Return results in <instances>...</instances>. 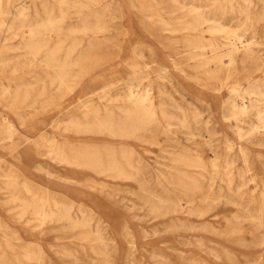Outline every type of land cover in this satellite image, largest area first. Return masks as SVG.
Masks as SVG:
<instances>
[{
    "label": "rangeland",
    "instance_id": "obj_1",
    "mask_svg": "<svg viewBox=\"0 0 264 264\" xmlns=\"http://www.w3.org/2000/svg\"><path fill=\"white\" fill-rule=\"evenodd\" d=\"M0 1V85L20 87L18 97L15 92L4 94L0 90V264H264V0H221V5L208 0H196L197 5L194 0H101L94 5L93 0H68L64 12L61 0ZM143 1L157 5L143 9ZM82 5H92L98 12L108 6L104 20L110 29L97 38L83 35V42L78 44L70 30L83 22ZM45 9L53 10L57 26L61 21L62 29L49 34L42 29ZM20 11H24L21 16L27 27L38 23V30L50 40L40 49L39 60L25 47L22 36H26L27 27H20ZM218 28L221 30L216 31ZM97 39L98 46L90 48ZM210 41H216L219 47L197 55L199 50L194 46ZM136 43L147 45L135 61L137 69L142 70L140 78L128 76L126 71ZM71 49V61L91 57L97 65L86 74H80L77 67L70 69L76 82L63 98L67 108L64 112L49 111L45 104L59 97L61 89L40 59L48 52L63 57ZM162 65L170 71L163 73ZM103 68L112 70L105 79L95 82L93 77ZM86 90L90 93L84 96ZM80 100L88 101L91 111L81 106ZM136 100H146L154 119L141 127L144 130L136 131L132 142L107 132H83L85 127L96 129L99 116L109 114L113 124L121 123L127 113L135 112ZM183 124L190 125V130ZM87 152L97 153L99 167L76 157L77 153ZM95 234H100L99 238Z\"/></svg>",
    "mask_w": 264,
    "mask_h": 264
},
{
    "label": "bare ground",
    "instance_id": "obj_2",
    "mask_svg": "<svg viewBox=\"0 0 264 264\" xmlns=\"http://www.w3.org/2000/svg\"><path fill=\"white\" fill-rule=\"evenodd\" d=\"M101 0H93V2H92V4L93 3H99ZM178 1V0H177ZM195 1L196 0H194V3H195ZM197 1H199V0H197ZM201 1V0H200ZM199 1V2H200ZM207 1V0H206ZM209 1V3L210 4H217V3H219L221 0H208ZM225 1V0H224ZM230 2L232 1V0H229ZM240 1H242V2H245V1H243V0H240ZM8 2V1H7ZM198 2V3H199ZM204 2V1H203ZM230 2H229V4H230ZM241 2V3H242ZM248 2V1H247ZM246 2V3H247ZM261 2V1H260ZM173 3V2H172ZM8 4V3H7ZM67 4H68V0H61L60 1V9H61V11H63L62 10V8H65V7H67ZM169 4V3H168ZM176 4V3H175ZM196 4V3H195ZM200 4V3H199ZM204 4H205V2H204ZM203 4V5H204ZM227 4V3H226ZM232 4V3H231ZM245 4V3H244ZM248 4V3H247ZM247 4H245V7L247 6L248 7V5ZM254 4V3H253ZM252 4V5H253ZM94 5V4H93ZM157 4H154V3H152L151 1H150V3H148V2H144L143 1V3H142V8L143 9H150V8H155V6H156ZM159 5V4H158ZM178 5V4H177ZM176 5V6H177ZM197 5V4H196ZM195 5V6H196ZM219 5H221V3H219ZM237 5H238V2H237ZM251 5V4H250ZM175 6V5H174ZM175 6V7H176ZM211 6V5H210ZM225 6H227V5H225ZM0 7H1V1H0ZM8 7V6H7ZM108 7V6H107ZM105 8L103 11H101V12H98V11H94L93 10V7H92V5H82L81 6V9H82V13H83V22H82V24H81V26H79V27H76L74 30H70V34L71 35H73L74 37H75V42L76 43H78V44H81L82 42H83V35L84 36H86V35H90V36H92V37H90V38H94V37H98V35L99 34H101V33H107L108 31H109V29H110V27H108L107 26V24L105 23V18H106V16H107V10H108V8ZM239 7H241L240 5H239ZM244 7V6H243ZM257 7V6H256ZM180 8V7H179ZM230 9L232 8V5H231V7H229ZM238 8V7H237ZM249 8V7H248ZM4 9H5V7H4ZM23 10L25 9V7H24V5H23V8H22ZM36 9V8H35ZM66 9V8H65ZM159 9V8H158ZM195 9V8H194ZM197 9V8H196ZM205 9V8H204ZM207 9V8H206ZM210 9V8H209ZM225 9V8H224ZM241 9V8H240ZM247 9V8H246ZM264 9V8H263ZM7 10V9H6ZM37 10V9H36ZM181 10V9H180ZM182 10H183V8H182ZM199 10H200V8H199ZM198 10V11H199ZM244 10H245V8H244ZM67 11V10H66ZM197 11V10H196ZM195 11V12H196ZM210 11V10H209ZM217 11V10H216ZM222 11H223V9H222ZM246 11V10H245ZM244 11V12H245ZM250 11V10H249ZM22 12H24V11H22ZM22 12L20 11L19 13H18V19L20 20V22H21V25H20V27L22 28L23 26H26V20L23 18V16H21V15H23L22 14ZM52 12H53V10H52ZM52 12L51 11H48V10H46L45 9V11H44V13H45V18H44V21L41 23V26H42V29L44 28V30H46L47 31V33L49 34V33H51V32H53L54 30H56V29H62V26L60 25L61 24V19L59 20V18H58V20L60 21V26L58 25L57 26V21H56V19L54 18V16L52 15ZM64 12V11H63ZM62 12V13H63ZM150 12V11H149ZM177 12V11H176ZM180 12V11H179ZM178 12V13H179ZM224 12V11H223ZM241 13H242V11H240ZM263 12V11H262ZM122 13H123V7H122ZM157 13V15H158V17L157 18H159L160 16H159V13L158 12H156ZM216 13V12H215ZM233 13V12H232ZM235 13V12H234ZM238 13H239V10H238ZM237 13V14H238ZM4 14H7V12L6 13H4ZM13 14V13H12ZM41 14V12L40 11H38L37 12V15H40ZM153 14H155V12L153 13ZM170 14H171V11H170ZM175 14V13H174ZM197 14V13H196ZM210 14V13H209ZM212 14H214V11H213V13ZM220 14V13H219ZM223 14V13H222ZM231 14V13H230ZM247 14V13H246ZM245 14V15H246ZM1 15V14H0ZM3 15V14H2ZM9 15V14H8ZM11 15V14H10ZM156 14H155V16H157ZM241 15V14H240ZM242 15H244V14H242ZM264 15V14H263ZM15 16V15H14ZM13 16V17H14ZM62 16V15H61ZM60 16V17H61ZM154 16V15H153ZM184 16V15H183ZM203 16V15H202ZM209 16V15H208ZM217 16V15H216ZM215 16V17H216ZM221 16V15H220ZM219 16V17H220ZM231 16V15H230ZM230 16H229V18H230ZM260 16V15H259ZM31 17V16H30ZM63 17V16H62ZM150 17H152V16H150ZM170 17V16H169ZM178 17H180V16H178ZM215 17H213V18H215ZM226 17V16H225ZM239 17V16H238ZM241 17V16H240ZM250 17V16H249ZM262 17L263 16H261V19H262ZM185 18V17H184ZM194 18V17H193ZM222 18V17H221ZM17 19V20H18ZM112 19V18H111ZM154 19V18H153ZM182 19V18H181ZM180 19V20H181ZM196 19H197V16H196ZM204 19V18H203ZM236 19V18H235ZM3 20V19H2ZM150 20H152V19H150ZM159 20V19H158ZM186 20V19H185ZM193 20H195V18L193 19ZM192 20V21H193ZM206 20V19H205ZM213 20V19H212ZM217 20V19H216ZM223 20V19H222ZM237 20H239V19H237ZM161 21V20H160ZM175 21H176V19H175ZM12 22V21H11ZM36 22H38L37 20H36ZM108 22V21H107ZM110 22V21H109ZM167 22V21H166ZM179 22V21H178ZM194 22V21H193ZM213 22H214V20H213ZM216 22V21H215ZM220 22V21H219ZM151 23V22H150ZM168 23V22H167ZM206 23V22H205ZM210 23V22H209ZM154 24V23H153ZM157 24V23H156ZM223 24V23H222ZM13 25H15V24H13ZM13 25H12V27H13ZM28 25V24H27ZM170 25V24H169ZM206 25V24H205ZM221 25V24H220ZM7 26V25H6ZM5 26V27H6ZM171 26V25H170ZM169 26V27H170ZM183 26H185V24L183 25ZM222 26V25H221ZM10 27V26H9ZM27 27V26H26ZM168 27V26H167ZM181 27V26H180ZM187 27V26H186ZM227 27V26H226ZM8 28V27H7ZM166 28V27H165ZM198 28V27H197ZM217 28V27H216ZM225 28V27H224ZM11 29V28H10ZM13 29H14V27H13ZM26 30H25V34H26V36L24 35V36H22V38L25 40L24 41V43H25V47H27L28 48V50H29V55H32L34 58H36V59H38L39 60V52H40V49H43L42 47L43 46H48L49 45V42H50V40L48 39V38H46L45 36H46V34H43L40 30H38L39 28H38V23L37 24H34V23H32V24H30V25H28V27L27 28H25ZM73 29V28H72ZM177 29V28H176ZM181 29H182V27H181ZM188 29V28H187ZM214 29V28H213ZM12 30V29H11ZM18 30V29H17ZM166 30H168V29H166ZM184 30H186V29H184ZM221 29L220 28H218L216 31H220ZM190 31H191V29H190ZM208 31H210V29L208 30ZM60 32V31H59ZM158 32H160V29H159V31ZM163 32V31H162ZM183 32V31H182ZM188 32V31H187ZM66 33V32H65ZM65 33H63V34H65ZM216 33H218V32H216ZM235 33V32H234ZM173 35V34H172ZM235 35V34H234ZM64 36V35H63ZM186 36H187V34H186ZM236 36H237V34H236ZM239 37V36H238ZM255 37V36H254ZM164 39V38H163ZM173 39V38H172ZM170 40V39H169ZM254 40H255V38H254ZM257 40V39H256ZM7 42V41H6ZM162 42H165V41H162ZM167 43V42H166ZM165 43V44H166ZM21 44V43H20ZM98 44H99V41H98V39L97 40H93L91 43H90V48H95V47H97L98 46ZM170 44V43H169ZM76 45V44H75ZM173 45V44H172ZM188 45H190V44H188ZM11 46V45H10ZM74 46V45H73ZM147 45L145 44V43H136V44H133L132 45V50H131V55H130V59H132V63H128L127 65H126V71H127V75L128 76H135L136 78H140V76H142L141 75V72H142V70H140V69H137V68H139V64L137 63V62H135L136 61V59H137V56H139V55H142V53H143V49H144V47H146ZM167 46V45H166ZM168 46H170V45H168ZM216 46H218V43L216 42V41H210V42H207V43H202L200 46H198V47H196V46H194L195 48H197L199 51H198V53H197V55H202V54H204V53H206V51H207V49H209V48H213V47H216ZM15 47V46H14ZM13 47V48H14ZM55 47V46H54ZM56 47H57V45H56ZM55 47V48H56ZM149 47V46H148ZM171 47V46H170ZM189 47V46H188ZM219 47V46H218ZM23 48V47H22ZM22 48H20V49H22ZM54 48V49H55ZM150 48H152V47H150ZM244 48H246V47H244ZM16 49V48H15ZM15 49H13V51L15 50ZM25 50H26V48H24ZM57 49V48H56ZM153 49V48H152ZM171 49V48H170ZM191 49V48H190ZM18 50V49H17ZM253 50V49H252ZM263 50V49H262ZM48 51H49V49H48ZM50 51H53V50H51L50 49ZM54 51H57V50H54ZM71 52H72V49L71 50H69V52L68 53H66L65 55H63V57H57L56 56V53L55 52H48V53H46V55L44 56V58H41L40 60H41V62H43L44 64H45V66L47 67V70L49 71L48 73L49 74H51V80L52 81H57L58 83H59V85H60V94H59V97H57L56 99L54 98L53 100H49V102H47L45 105V107H47L48 109H49V111H52V110H54V109H56V110H58L59 112H64V110L67 108L66 107V104H63L64 103V101H63V98L66 96V94H68V93H70L74 88H75V82H76V77L74 76V77H72V76H70V73H69V70L70 69H72V68H74V67H77L78 69H79V72H80V74H86V73H88L89 71H91L92 69H93V67L94 66H96L97 65V62H93L92 61V59H91V57L90 58H87V57H82V58H80V59H78L77 61H71L70 59H69V57H70V55H71ZM213 53V52H212ZM230 53V52H229ZM29 55H27V56H29ZM257 55V54H256ZM21 56H22V53H21ZM129 56V55H128ZM213 56V55H212ZM215 56V55H214ZM254 56V55H253ZM252 56V57H253ZM258 56V55H257ZM24 57V56H23ZM26 57V56H25ZM30 57V56H29ZM196 57H198V56H196ZM219 57V56H218ZM235 57V56H234ZM256 57V56H255ZM263 57V56H262ZM9 58V57H8ZM16 58H20L19 56H16ZM193 58H195V57H193ZM199 58H201V57H199ZM215 58V57H214ZM236 58V57H235ZM25 59H27V58H25ZM192 59V58H191ZM196 59V58H195ZM210 59H213L212 57L210 58ZM263 59V58H262ZM261 59V60H262ZM3 60V59H2ZM22 60V59H21ZM24 60V59H23ZM174 60V59H173ZM177 60V59H176ZM4 61V60H3ZM25 61V60H24ZM31 61V60H30ZM36 61V60H35ZM204 61V60H203ZM208 61V60H207ZM218 61V60H217ZM227 61H228V59H227ZM5 62H6V58H5ZM5 62L3 63L2 62V65L3 64H5ZM17 62V61H16ZM33 62V61H32ZM39 62V61H38ZM204 62H206V61H204ZM212 62V61H211ZM231 62V61H230ZM21 63H22V61H21ZM37 63V62H36ZM35 62H34V64H36ZM202 63V62H201ZM219 63V62H218ZM229 63V62H228ZM1 64V63H0ZM11 64H12V61H11ZM15 64V62L13 63V65ZM183 64V63H182ZM207 64H209V63H207ZM231 64V63H230ZM253 64V63H252ZM9 65V64H8ZM16 65V64H15ZM37 65H38V63H37ZM37 65H36V67H37ZM219 65H220V63H219ZM218 65V66H219ZM221 65H223V64H221ZM226 65V64H225ZM23 66V65H22ZM21 66V67H22ZM176 66V65H175ZM199 66H201V65H199ZM215 66H217V65H215ZM227 66V65H226ZM232 66H234V63H233V65ZM2 67V66H1ZM13 67H15V66H13ZM20 66H19V68H21ZM196 67V66H195ZM202 67V66H201ZM221 67V66H220ZM16 68V67H15ZM203 68V67H202ZM249 68V67H248ZM3 69H5V68H3ZM16 69H18V66H17V68ZM22 69V68H21ZM198 69V68H197ZM225 69V68H224ZM236 69V68H235ZM2 69H0V71H1ZM12 70H13V68H12ZM15 70V69H14ZM13 70V71H14ZM25 70V69H24ZM23 70V71H24ZM110 70H112V69H106V68H103L102 70H101V72L100 73H97V74H95V76L93 77V80L95 81V82H99V81H101V80H103V79H105L106 78V74H107V72H109ZM5 71V70H4ZM16 71V70H15ZM23 71L21 70V72L23 73ZM161 71L163 72V73H166V72H169L170 70H169V68L166 66V65H162L161 66ZM179 71V70H178ZM238 71V70H237ZM3 72V71H2ZM246 72V71H245ZM181 73V72H180ZM228 73H230V72H228ZM185 74V73H184ZM36 75V74H35ZM221 75V74H220ZM182 76V75H181ZM33 77V76H32ZM143 77V76H142ZM149 77V76H148ZM197 77V76H196ZM147 78V77H146ZM188 78V77H187ZM248 78V77H247ZM249 79H251V78H249ZM32 79L30 78V81H31ZM34 80V79H33ZM136 80V79H135ZM141 80V79H140ZM145 80V79H144ZM226 80H228V79H226ZM235 80V79H234ZM39 81V80H38ZM143 81V80H142ZM199 81V80H198ZM247 81H248V79H247ZM44 82H45V80H44ZM51 82V81H50ZM141 82V81H140ZM139 82V83H140ZM23 83V82H22ZM39 83H42V82H39ZM38 83V84H39ZM54 83V82H53ZM151 83H153V82H151ZM232 83V82H231ZM235 83V82H234ZM19 84V83H18ZM52 84V83H51ZM150 84V83H149ZM199 84V83H198ZM197 84V85H198ZM14 85V84H13ZM13 85H11V84H8V83H3V84H1L0 86H1V91L4 93V94H7V93H12V92H15V95H17V97H18V93H19V91H20V87H19V89H16V88H14L13 87ZM15 85H17V84H15ZM148 85V84H147ZM239 85V84H238ZM20 86H22V84L20 85ZM32 86H33V84H32ZM38 86V85H37ZM40 86H42V84L40 85ZM52 86V85H51ZM130 86V85H129ZM142 86V85H141ZM140 86V87H141ZM153 86V85H152ZM204 86V85H203ZM220 86H221V84H220ZM107 87V86H106ZM136 87H137V85H136ZM132 88V87H131ZM130 88V89H131ZM135 88V87H134ZM138 88V87H137ZM147 88V87H146ZM153 88V87H152ZM163 88V87H162ZM166 88V87H165ZM204 88V87H203ZM40 89V88H39ZM161 89V88H160ZM159 89V90H160ZM222 89V88H221ZM27 90H28V88H27ZM135 90V89H134ZM136 90H138V89H136ZM143 90V89H142ZM141 90V91H142ZM147 90V89H146ZM168 90V89H167ZM0 91V92H1ZM40 91V90H39ZM125 91V90H124ZM165 91H166V89H165ZM164 91V92H165ZM176 91V90H175ZM260 91V90H259ZM46 92V91H45ZM107 92V91H106ZM148 92H149V89H148ZM154 92V91H153ZM158 92V91H157ZM166 92H168V91H166ZM179 92V91H178ZM211 92V91H210ZM251 92V91H250ZM47 93V92H46ZM85 93V95L84 96H86V95H89V91H85L84 92ZM122 93V92H121ZM141 93V92H140ZM145 93V92H144ZM171 93V92H170ZM170 93H169V96H170ZM202 93V92H201ZM110 94V93H109ZM124 94V93H123ZM132 94H133V92H132ZM137 94V93H136ZM143 94V93H142ZM146 94V93H145ZM152 94V93H151ZM155 94V93H154ZM206 94V93H205ZM208 94V93H207ZM249 94V93H248ZM106 94L104 93V95L103 96H105ZM108 95V94H107ZM135 95V94H134ZM147 95V94H146ZM157 95H159V94H157ZM263 95V94H262ZM5 96V95H4ZM41 96V95H40ZM44 96V95H43ZM109 96V95H108ZM111 96V95H110ZM129 96V95H128ZM140 96V95H139ZM209 96V95H208ZM251 96V95H250ZM48 97H49V94H48ZM52 97V96H51ZM117 97V96H116ZM121 97V96H120ZM131 97V96H130ZM138 97V96H137ZM153 97V96H152ZM160 97V96H159ZM8 98H10V97H8ZM88 98V97H87ZM92 98V97H91ZM111 98V97H110ZM140 98V97H139ZM145 98H147V96L145 97ZM161 98V97H160ZM185 97L183 96V99H184ZM251 98V97H250ZM100 99H104V98H100ZM109 99V98H108ZM115 99V98H114ZM151 99V98H150ZM152 99H154V98H152ZM170 99H172V98H170ZM169 99V100H170ZM216 99V98H215ZM240 99H241V97H240ZM245 99V98H244ZM14 100V99H13ZM17 100V99H16ZM43 100H45V99H43ZM118 100V99H117ZM121 100V99H120ZM162 100V99H161ZM173 100V99H172ZM113 101V100H112ZM122 101H123V98H122ZM130 101H131V99H130ZM145 101L146 100H136L135 101V103H136V109H135V112L134 113H130V114H128L127 113V116L125 117V119H124V121L122 120V122L121 123H118V124H113V121H112V119L110 118V117H108V115L107 116H104V117H100L99 116V118H98V127L96 128V129H94V128H91V127H85L84 129H83V132L84 133H93V134H101V133H105V132H107L108 134H110L111 136H114L115 138H120L122 141H125V142H132V140H133V137L135 136V133H136V131L138 130V129H140L141 127H143V126H145V125H147L150 121H151V119L153 118V116H152V114L149 112V108L147 107V104L145 103ZM148 101H149V99H148ZM151 101V100H150ZM165 100H163V102H164ZM174 101V100H173ZM250 101V100H249ZM255 101H257V100H255ZM11 102V101H10ZM82 105L81 106H87L86 108L88 109V110H90L91 111V106L89 107V105L90 104H88L87 105V102L88 101H83V100H80L79 101ZM114 102H116V100L114 101ZM134 102V101H133ZM132 102V103H133ZM151 102H153V100L151 101ZM150 102V103H151ZM170 102V101H169ZM79 103V104H80ZM109 103V102H108ZM107 103V104H108ZM123 103V102H122ZM121 103V104H122ZM164 103H166V102H164ZM244 103V102H243ZM9 105H10V103H8ZM34 104V103H33ZM36 104V103H35ZM96 104V103H95ZM247 104V103H246ZM246 104H244V105H246ZM111 105V104H110ZM110 105H108V106H110ZM129 105H131V104H129ZM133 105H134V103H133ZM154 105V104H153ZM165 105H168L169 106V104H165ZM183 105V104H182ZM33 106V105H32ZM99 106V105H98ZM105 106H107V105H105ZM107 106V107H108ZM151 106H152V103H151ZM162 106H163V104H162ZM162 106H160V107H162ZM168 106H167V108H168ZM176 106V105H175ZM181 106V105H180ZM179 106V104L177 105V107H180ZM84 107H82V108H84ZM104 107V106H103ZM122 107V106H121ZM165 107V106H164ZM247 107H248V105H247ZM8 108V107H7ZM166 108V109H167ZM244 108H246L245 106H244ZM251 108V107H250ZM253 108V107H252ZM257 108V107H256ZM255 108V109H256ZM259 108V107H258ZM257 108V109H258ZM40 109V108H39ZM46 109V108H45ZM151 109V108H150ZM160 109V108H159ZM163 109V108H162ZM169 109V108H168ZM179 109V108H178ZM242 109V108H241ZM14 110V109H13ZM94 110V109H93ZM103 110V109H102ZM111 110V109H110ZM117 110V109H116ZM128 110V109H127ZM177 110V109H176ZM181 110V109H180ZM227 110V109H226ZM239 110H240V108H239ZM244 110V109H243ZM40 111H41V109H40ZM46 111V110H45ZM196 111H197V109H196ZM212 111V110H211ZM228 111V110H227ZM253 111V110H252ZM260 111V110H259ZM110 112V111H109ZM119 112H120V110H119ZM162 112V111H161ZM160 112V113H161ZM165 112V111H164ZM176 112V111H175ZM180 112V111H179ZM198 112V111H197ZM201 112V111H200ZM243 112V111H242ZM241 112V113H242ZM261 113H262V111H260ZM41 113V112H40ZM39 113V114H40ZM88 113H89V111H88ZM92 113V112H91ZM94 113V112H93ZM98 113V112H97ZM112 113V112H111ZM114 113H115V111H114ZM124 113V112H123ZM154 113H156V112H154ZM174 113V112H173ZM253 112H251V114H252ZM162 114V113H161ZM167 114V113H166ZM183 114V113H182ZM203 114V113H202ZM221 114V113H220ZM235 114V113H234ZM240 114V113H239ZM248 114V113H247ZM258 114V113H257ZM263 114V113H262ZM105 115V114H104ZM118 115V114H117ZM170 115V114H169ZM175 115V114H174ZM199 115H201V114H199ZM241 115V114H240ZM239 115V116H240ZM72 116V115H71ZM95 116V115H94ZM98 116V115H97ZM96 116V117H97ZM110 116V115H109ZM119 116V115H118ZM167 116V115H166ZM170 116H173V115H170ZM184 116H185V114H184ZM191 116V115H190ZM196 116V115H195ZM194 116V117H195ZM247 116V115H246ZM258 116H260V114L258 115ZM257 116V117H258ZM262 116V115H261ZM178 117V116H177ZM186 117V116H185ZM184 117V118H185ZM197 117V116H196ZM202 117V116H201ZM200 117V118H201ZM237 117V116H236ZM169 118H171V117H169ZM173 118H175V117H173ZM172 118V119H173ZM255 118V117H254ZM75 119V118H74ZM94 119V118H93ZM154 119V118H153ZM176 119V118H175ZM178 119V118H177ZM180 119V118H179ZM230 119V118H229ZM232 119V118H231ZM70 120V119H69ZM77 120V119H76ZM80 120V119H79ZM187 120V119H186ZM210 120V119H209ZM224 120V119H223ZM262 120V119H261ZM94 121H95V119H94ZM153 121V120H152ZM151 121V122H152ZM176 121V120H175ZM184 121V120H183ZM195 121H197V120H195ZM194 121V122H195ZM5 122V121H4ZM11 122V121H10ZM56 122V121H55ZM116 122V121H115ZM118 122V121H117ZM173 122V121H172ZM178 122H180V121H178ZM185 122V121H184ZM198 122V121H197ZM236 122V121H235ZM31 123V122H30ZM29 123V124H30ZM57 124L59 123V122H56ZM69 123H70V121H69ZM72 123V122H71ZM174 123H176V122H174ZM181 123H183L182 121H181ZM188 123V122H187ZM247 123V122H246ZM246 123H244L245 125H248V124H246ZM250 123H251V121H250ZM250 123H249V125H250ZM5 124V123H4ZM11 124H12V122H11ZM14 124V123H13ZM190 124V123H189ZM198 124V123H197ZM196 124V125H197ZM200 124H201V122H200ZM7 125H9V122H7ZM64 125H66V124H64ZM92 126H93V122H92V124H91ZM149 125V124H148ZM180 125V124H179ZM184 125V124H183ZM191 125V124H190ZM189 125V126H190ZM13 126H15V125H13ZM72 126H73V124H72ZM90 126V125H89ZM178 126V125H177ZM176 125H175V127H177ZM184 126H186V127H189V126H187V124L186 125H184ZM183 126V127H184ZM206 126H209V125H207L206 124ZM8 127V126H7ZM30 127V126H29ZM82 127V126H81ZM185 127V128H186ZM251 127V126H250ZM13 128V127H12ZM31 128V127H30ZM80 128V127H79ZM169 128V127H168ZM170 128H172V127H170ZM190 128L191 127H189V129L188 130H190ZM200 128H202V127H200ZM209 128V127H208ZM141 129H145V127L144 128H141ZM140 129V130H141ZM180 129V128H179ZM184 129V128H183ZM187 129V128H186ZM186 129H184V130H186ZM255 129H256V127H255ZM13 130H14V128H13ZM16 130V129H15ZM15 130H14V132H15ZM65 130V129H64ZM66 130H67V128H66ZM139 130V131H140ZM247 130V129H246ZM256 130H258V128L256 129ZM255 130V131H256ZM7 131V130H6ZM8 131H10V130H8ZM17 131V130H16ZM139 131H137V133L139 132ZM192 131V130H191ZM190 131V132H191ZM194 131H197V130H194ZM262 131V130H261ZM189 132V131H188ZM242 132H244V131H242ZM11 133V132H10ZM16 133V132H15ZM142 133V132H141ZM193 133V132H192ZM253 133V132H252ZM260 133V132H259ZM259 133L257 134V135H259ZM262 133V132H261ZM12 134H14V133H12ZM102 134V135H103ZM254 134H256V132L255 133H253V135ZM47 135V134H46ZM105 135V134H104ZM194 135V134H193ZM244 135V134H243ZM110 136V137H111ZM188 136V135H187ZM198 136V135H197ZM250 136V135H249ZM260 136V135H259ZM32 137V136H31ZM42 137V136H41ZM46 137V136H45ZM191 137V136H190ZM194 137V136H193ZM196 137V136H195ZM48 138H49V136H48ZM55 138V137H54ZM53 138V139H54ZM111 138H113V137H111ZM51 139V138H50ZM57 139V138H56ZM104 139V138H103ZM229 139V138H228ZM29 140H31V139H29ZM34 140V139H33ZM93 140V139H92ZM96 140V139H95ZM94 140V141H95ZM230 140V139H229ZM43 141V140H42ZM56 140L54 139V142H55ZM117 141V140H116ZM138 141V140H137ZM140 141V140H139ZM152 141H154V140H152ZM240 141V140H239ZM242 141H244L243 139H242ZM247 141V140H246ZM249 141H251L250 139H249ZM259 141V140H258ZM157 142V141H156ZM226 142H230V141H226ZM232 142V141H231ZM33 143H34V141H33ZM52 143H53V141H52ZM57 143V142H56ZM146 144H148V143H146ZM257 144H259V143H257ZM262 144H264V142L262 143ZM51 145V144H50ZM58 145V144H57ZM102 145V144H101ZM253 145V144H252ZM39 146V145H38ZM44 146V145H43ZM60 146V145H59ZM63 146V145H62ZM85 146V145H84ZM141 146V145H140ZM256 146V145H255ZM51 148H52V146H50ZM54 147V146H53ZM96 147V146H95ZM184 147V146H183ZM91 148V147H90ZM105 148V147H104ZM179 147H177V149H178ZM187 147H185V148H183V149H186ZM227 148V147H226ZM235 148V147H234ZM244 148V147H243ZM59 149V148H58ZM58 149H56V150H58ZM191 149V148H190ZM190 149H189V151H190ZM193 149V148H192ZM210 149V148H209ZM208 149V150H209ZM214 149V148H213ZM245 149V148H244ZM243 149V150H244ZM246 149H247V153H248V148L246 147ZM52 150V149H51ZM96 150V149H95ZM99 150V149H98ZM107 150V149H106ZM175 150V149H174ZM211 150V149H210ZM242 150V151H243ZM48 151V150H47ZM53 151V150H52ZM59 151V150H58ZM60 151H62V150H60ZM94 151V150H93ZM178 151V150H177ZM185 151V150H184ZM188 151V150H187ZM202 151V150H201ZM46 152V151H45ZM56 152V151H55ZM138 152V151H137ZM168 152V151H167ZM186 152V151H185ZM194 152H195V150H194ZM196 152H198V151H196ZM203 152V151H202ZM244 152H246V151H244ZM50 153V152H49ZM59 153V152H58ZM109 153V152H108ZM212 153H213V151H212ZM246 153V154H247ZM249 153H251V152H249ZM52 154H54V152L52 153ZM51 154V155H52ZM60 154H62V153H59V155ZM137 154V153H136ZM169 154V153H168ZM171 154V153H170ZM179 154V153H178ZM205 154H206V151H205ZM257 154V153H256ZM47 155H49V154H47ZM64 155V154H63ZM108 155H110V154H108ZM113 155V154H112ZM123 155H125V154H123ZM138 155H139V153H138ZM173 155H176V154H173ZM213 155V154H212ZM212 155H210V156H212ZM260 155H262V153L260 154ZM116 156V155H115ZM140 156H141V154H140ZM179 156V155H178ZM177 156V157H178ZM185 156H186V154H185ZM190 156V155H189ZM201 156H202V154H201ZM259 156V155H258ZM49 157V156H48ZM52 157V156H51ZM55 157V156H54ZM76 157H82L83 159H84V162L87 164V165H89V166H91V167H99L100 165H101V162H100V160H99V158H98V156H97V153H95V152H87V153H84V154H79V153H77L76 154ZM132 157H133V155H132ZM164 157V156H163ZM162 157V158H163ZM174 157H176V156H174ZM193 157V156H192ZM248 157H249V155H248ZM257 157V156H256ZM264 157V156H263ZM65 158V157H64ZM64 158H62V156H61V159L63 160ZM108 158V157H107ZM111 158H112V156H111ZM129 158V157H128ZM180 158V157H179ZM199 158V157H198ZM246 158V157H245ZM260 158V157H259ZM57 159V158H56ZM60 159V158H59ZM116 159V158H115ZM124 159V158H123ZM194 159H196V157L194 158ZM263 159V158H262ZM52 160V159H51ZM66 160V159H65ZM109 160V159H108ZM114 160V159H113ZM112 160V161H113ZM125 160V159H124ZM130 160V159H129ZM132 160V159H131ZM187 160V159H186ZM189 160V159H188ZM244 160V159H243ZM246 160V159H245ZM53 161V160H52ZM55 161V160H54ZM102 161V160H101ZM158 161H160V160H158ZM165 161V160H164ZM174 161H176V160H172V162H174ZM191 161V160H190ZM196 161V160H195ZM232 161V160H231ZM250 161V160H249ZM259 161V160H258ZM110 162V161H109ZM171 162V163H172ZM178 162H180V161H178ZM186 162V161H185ZM185 162H183V163H185ZM189 162V161H188ZM233 162V161H232ZM247 162V161H246ZM262 162H263V160H262ZM63 163V162H62ZM176 163V162H175ZM182 163V162H181ZM187 163V162H186ZM189 163H191V162H189ZM251 163V162H250ZM76 164V163H75ZM128 164V163H127ZM174 164V163H173ZM245 164V163H244ZM262 164H264V163H262ZM109 165V164H108ZM119 165V164H118ZM175 165H178V164H175ZM210 165V164H209ZM226 165V164H225ZM246 165H249V163L248 164H246ZM75 166V165H74ZM132 166V165H131ZM178 166H181V165H178ZM229 166V165H228ZM227 166V167H228ZM232 166H234L233 165V163H232ZM252 166V165H251ZM264 166V165H263ZM79 167V166H78ZM248 167V166H247ZM12 168V167H11ZM109 168H111V167H109ZM114 168V166L112 167V169ZM132 168V167H131ZM171 168V167H170ZM177 168V167H176ZM190 168V167H189ZM230 168V167H229ZM250 168V167H249ZM248 168V169H249ZM73 169H74V167H73ZM79 169V168H78ZM94 169V168H93ZM122 169V168H121ZM0 170H2V169H0ZM45 170V169H44ZM76 170H77V168H76ZM86 170V169H85ZM111 170V169H110ZM109 170V171H110ZM202 170V169H201ZM236 170H238L237 168H236ZM75 171V170H74ZM92 171V170H91ZM94 171V170H93ZM171 171H173V169L171 170ZM178 171V170H177ZM205 171V170H204ZM254 171V170H253ZM46 172H47V170H46ZM115 172H116V170H115ZM181 172V171H180ZM239 172H241V171H239ZM113 173V172H112ZM121 173H123V172H121ZM124 173H126L125 171H124ZM172 173V172H171ZM186 173V172H185ZM224 173H225V171H224ZM242 173H243V171H242ZM51 174V173H50ZM96 174V173H95ZM117 174V173H116ZM133 174H135V173H133ZM178 174V173H177ZM241 174V173H240ZM2 175V173L0 174V176ZM102 175V174H101ZM118 175V174H117ZM180 175V174H179ZM210 175V174H209ZM208 175V176H209ZM211 175H213V174H211ZM239 175V174H238ZM257 176V175H256ZM125 177H126V175H125ZM243 177V176H242ZM117 178V177H116ZM130 178H131V176H130ZM133 178V177H132ZM164 178H166V177H164ZM179 178V177H178ZM245 178V177H244ZM3 179H4V177H3ZM7 179V178H6ZM113 179V178H112ZM186 179V178H185ZM228 179V178H227ZM233 179V178H232ZM69 180V179H68ZM72 180V179H71ZM129 180V179H128ZM168 180V179H167ZM188 180V179H187ZM206 180V179H205ZM264 180V179H263ZM5 182H6V180H4ZM9 181V180H8ZM70 181V180H69ZM166 181V180H165ZM174 181V180H173ZM217 181V180H216ZM233 181V180H232ZM243 181V180H242ZM249 181V180H248ZM205 182V181H204ZM210 182V181H209ZM236 182V181H235ZM11 183V182H10ZM13 183V182H12ZM15 183V182H14ZM225 183V182H224ZM244 183V182H243ZM263 183V182H262ZM187 184V183H186ZM234 184V183H233ZM5 185V184H4ZM6 185H8V183H6ZM6 185H5V187H6ZM12 185H14V184H12ZM11 185V186H12ZM31 185V184H30ZM232 185V184H231ZM246 185V184H245ZM10 186V187H11ZM174 186V185H173ZM216 186V185H215ZM243 186V185H242ZM247 186H248V184H247ZM19 187V186H18ZM178 187V186H177ZM211 187V186H210ZM209 187V188H210ZM197 188V187H196ZM235 188V187H234ZM252 188V187H251ZM250 188V189H251ZM263 188V187H262ZM6 189V188H5ZM184 189V188H183ZM199 189V188H198ZM258 189V188H257ZM7 190V189H6ZM8 191V190H7ZM11 191V190H10ZM211 191V190H210ZM242 191V190H241ZM230 192V191H229ZM232 192V191H231ZM239 192V191H238ZM246 192H248V191H246ZM14 193V192H13ZM196 193V192H195ZM222 193V192H221ZM234 193V192H233ZM244 193V192H243ZM10 194H11V192H10ZM206 194V193H205ZM6 195V194H5ZM8 195V194H7ZM14 195V194H13ZM17 195V194H16ZM15 195V196H16ZM235 195V194H234ZM208 196H210V195H208ZM14 197V196H13ZM18 197V196H17ZM188 197V196H187ZM264 197V196H263ZM24 198H26V197H24ZM34 198H36V197H34ZM10 199V198H9ZM8 199V200H9ZM16 199V198H15ZM14 199V200H15ZM20 199V198H19ZM146 199V198H145ZM212 199V198H211ZM11 200V199H10ZM13 200V201H14ZM32 200V199H31ZM33 200H35V199H33ZM42 200V199H41ZM148 200V199H147ZM163 200V199H162ZM22 201V200H21ZM24 201V200H23ZM27 201V200H26ZM36 201H39V200H36ZM36 201H34V202H36ZM150 201V200H149ZM160 201V200H159ZM263 201V200H262ZM16 202V201H15ZM14 202V203H15ZM41 202H43V201H41ZM40 201H39V203H41ZM210 202V201H209ZM232 202V201H231ZM21 203V202H20ZM36 203H38V202H36ZM44 203V202H43ZM57 203V202H56ZM154 203V202H153ZM179 203V202H178ZM263 203H264V201H263ZM24 204H26V203H24ZM23 204V205H24ZM29 204V203H28ZM33 203H31V205H32ZM42 204V203H41ZM165 204V203H164ZM196 204V203H195ZM234 204V203H233ZM236 204V203H235ZM239 204V203H238ZM262 204V203H261ZM30 205V204H29ZM29 205H28V207H29ZM36 205V204H35ZM35 205H32V206H35ZM150 205V204H149ZM154 205V204H153ZM158 205V204H157ZM156 205V206H157ZM174 205V204H173ZM183 205V204H182ZM241 205H242V203H241ZM25 206V205H24ZM37 206H38V204H37ZM57 207H58V205H56ZM55 206V208H57ZM64 206V205H63ZM160 206V205H159ZM236 206H237V204H236ZM22 207V206H21ZM31 207V206H30ZM36 207V206H35ZM41 207V206H40ZM43 207V206H42ZM49 207V206H48ZM60 207V206H59ZM80 207V206H79ZM198 207V206H197ZM206 207V206H205ZM16 208V207H15ZM14 208V209H15ZM17 208H20V207H17ZM17 208L15 209V210H17ZM25 208V207H24ZM38 208H39V206H38ZM73 208V207H72ZM156 208V207H155ZM159 208V207H158ZM264 208V207H263ZM40 209V208H39ZM38 209V210H39ZM58 209V208H57ZM64 209V208H63ZM160 209V208H159ZM200 209V208H199ZM14 210V211H15ZM35 210H36V208H35ZM42 210V209H41ZM44 210V209H43ZM153 210H154V208H153ZM156 210V209H155ZM24 211H26L27 212V210H25L24 209ZM34 211V210H33ZM59 211V210H58ZM63 211V210H62ZM67 211H69V209L68 210H66L65 212H67ZM39 212V211H38ZM44 212V211H43ZM60 212H61V210H60ZM64 212V213H65ZM95 212V211H94ZM189 212V211H188ZM32 213V212H31ZM35 213V212H34ZM64 213H62V214H64ZM165 213V212H164ZM205 213V212H204ZM21 214V213H20ZM46 214V213H45ZM59 214V213H58ZM69 214H70V212H69ZM154 214V213H153ZM163 214V213H162ZM176 214V213H175ZM189 214V213H188ZM23 215V214H22ZM35 215H39V214H35ZM41 215V214H40ZM51 214L49 213L48 214V216H50ZM193 215V214H192ZM43 216V215H42ZM47 216V217H48ZM51 216H54V215H51ZM59 216H60V214H59ZM64 216H66V215H63V217ZM84 216V215H83ZM195 216V215H194ZM18 217V216H17ZM23 217V216H22ZM61 218H62V216H60ZM250 217H251V215H250ZM252 217H254V216H252ZM251 217V218H252ZM21 218V217H20ZM73 218V217H72ZM84 218V217H83ZM91 218V217H90ZM257 218V217H256ZM28 220V219H27ZM33 220V219H32ZM37 220H40V219H37ZM46 220V219H45ZM50 220H52L51 219V217H50ZM57 220H59V219H57ZM70 220H71V218H70ZM83 220V219H82ZM81 220V221H82ZM29 221V220H28ZM43 221V220H42ZM47 221V220H46ZM74 221V220H73ZM29 222H31V221H29ZM75 222V221H74ZM91 222V221H90ZM261 222V221H260ZM52 223V222H51ZM70 223H71V221H70ZM77 223V222H76ZM75 223V224H76ZM85 223H87V222H85ZM263 223V222H262ZM75 224H73V225H75ZM261 224V223H260ZM42 225H44V224H42ZM41 225V226H42ZM77 225H79V224H77ZM82 225H83V222H82ZM232 225V224H231ZM1 226V225H0ZM87 226H89V224L87 225ZM127 226V225H126ZM258 226V225H257ZM76 227V226H75ZM86 227V226H85ZM91 226H89V228H90ZM260 227V226H259ZM264 227V226H263ZM92 228V227H91ZM71 229V228H70ZM98 229V228H97ZM215 229V228H214ZM261 229V228H260ZM102 230V229H101ZM129 230V229H128ZM127 230V231H128ZM105 231V230H104ZM103 231V232H104ZM206 231V230H205ZM85 232H83V234H84ZM88 233V232H87ZM100 233V232H99ZM128 233H130V232H128ZM88 235V234H87ZM96 235V234H95ZM222 235V234H221ZM224 235V234H223ZM228 235V234H227ZM226 235V236H227ZM235 235V234H234ZM233 235V236H234ZM76 236H78V234H76ZM97 236V235H96ZM99 236H100V234H99ZM99 236H97L98 238H99ZM229 236V235H228ZM96 237V238H97ZM103 237V236H102ZM78 238V237H77ZM90 238H92V237H90ZM85 240V239H84ZM83 240V241H84ZM96 240V239H95ZM9 241V240H8ZM103 242V241H102ZM6 243V242H5ZM94 243V242H93ZM100 243H101V241H100ZM7 244H8V242H7ZM92 244V243H91ZM39 245V244H38ZM37 245V247H39ZM101 245H102V243H101ZM16 247V246H15ZM14 247V248H15ZM41 247V246H40ZM93 247V246H92ZM10 248V247H9ZM12 248V247H11ZM94 248V247H93ZM92 248V249H93ZM43 249V248H42ZM41 249V250H42ZM99 249V248H98ZM13 250V249H12ZM38 250H40L39 248H38ZM100 251H102V249L100 250ZM99 251V252H100ZM39 252V251H38ZM103 252V251H102ZM101 252V253H102ZM10 253V252H9ZM33 253V252H32ZM29 254V253H28ZM100 254V253H99ZM98 254V255H99ZM215 254V253H214ZM263 254V253H262ZM37 254H35V256H36ZM44 255V254H43ZM67 255V254H66ZM72 255V254H71ZM103 255H105V254H103ZM260 255V254H259ZM16 256V255H15ZM26 256V255H25ZM45 256V255H44ZM44 256H43V258H44ZM108 256V255H107ZM38 257H39V255H38ZM100 257V256H99ZM101 257H103L104 259H105V257L106 256H102L101 255ZM217 257H218V255H217ZM1 258V257H0ZM28 258V257H27ZM41 258H42V256H41ZM6 259V258H5ZM101 259V258H100ZM3 260H4V258H3ZM28 260V259H27ZM34 260V259H33ZM44 260V259H43ZM103 260V259H102ZM101 260V261H102ZM1 261V260H0ZM7 261V260H6ZM30 261V260H29ZM95 261V260H94ZM3 262H5V261H3ZM97 262V261H96ZM100 262V261H99ZM168 262V261H167ZM166 262V263H167ZM105 263H107V261L105 262ZM97 264H99V263H97Z\"/></svg>",
    "mask_w": 264,
    "mask_h": 264
}]
</instances>
